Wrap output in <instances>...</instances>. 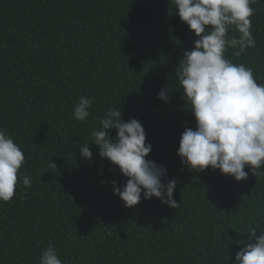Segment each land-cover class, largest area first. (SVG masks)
Listing matches in <instances>:
<instances>
[{
	"label": "trees",
	"instance_id": "trees-1",
	"mask_svg": "<svg viewBox=\"0 0 264 264\" xmlns=\"http://www.w3.org/2000/svg\"><path fill=\"white\" fill-rule=\"evenodd\" d=\"M251 7L255 47L239 57L229 47L225 58L264 83V0ZM229 35L240 34L233 26ZM195 39L171 0H0V128L25 155L13 198L0 201V264H40L48 246L63 264H234L247 233L264 231V174L246 166L248 178L236 181L177 155L195 120L175 72ZM165 86L167 103L158 99ZM81 96L93 102L77 121ZM119 108L143 126L146 159L176 179L178 209L143 196L125 207L113 194L112 181L127 178L99 157L91 132Z\"/></svg>",
	"mask_w": 264,
	"mask_h": 264
},
{
	"label": "clouds",
	"instance_id": "clouds-1",
	"mask_svg": "<svg viewBox=\"0 0 264 264\" xmlns=\"http://www.w3.org/2000/svg\"><path fill=\"white\" fill-rule=\"evenodd\" d=\"M180 20L198 39L191 50L183 53L175 76L188 101L195 128L185 127L179 138L177 155L181 163L196 172L211 168L246 180L249 172L264 174V83H258L253 70L243 63L236 64L225 58L227 48H234L239 57L255 47L251 32L258 0H171ZM234 26L240 34L229 35ZM170 89L165 86L158 99L169 102ZM92 98L81 96L73 108V118L84 121L89 116ZM109 129H115V139ZM91 143L98 147V155L117 166L126 177L122 186L112 181L113 194L125 207L157 198L162 204L178 209L173 199L176 179H167L166 167L146 159L152 150L146 142L141 123L131 118L124 121L119 109H109L99 128L91 132ZM80 156L91 160L89 143L79 144ZM25 155L6 129L0 128V201L7 202L15 194L18 172ZM49 168H56L54 162ZM163 178V182H162ZM25 188L32 183L22 177ZM257 228L247 233L246 243L235 253L234 264H264V231ZM238 244L243 243L237 241ZM40 264H63L57 250L48 246L42 250Z\"/></svg>",
	"mask_w": 264,
	"mask_h": 264
}]
</instances>
